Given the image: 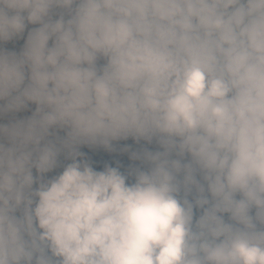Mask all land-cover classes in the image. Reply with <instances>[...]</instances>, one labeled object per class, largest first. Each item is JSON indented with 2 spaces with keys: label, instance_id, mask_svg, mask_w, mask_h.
<instances>
[{
  "label": "clouds",
  "instance_id": "obj_1",
  "mask_svg": "<svg viewBox=\"0 0 264 264\" xmlns=\"http://www.w3.org/2000/svg\"><path fill=\"white\" fill-rule=\"evenodd\" d=\"M0 264H264V0H0Z\"/></svg>",
  "mask_w": 264,
  "mask_h": 264
}]
</instances>
